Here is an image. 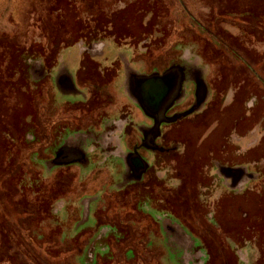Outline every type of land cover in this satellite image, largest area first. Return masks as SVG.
<instances>
[{"label": "rangeland", "instance_id": "1", "mask_svg": "<svg viewBox=\"0 0 264 264\" xmlns=\"http://www.w3.org/2000/svg\"><path fill=\"white\" fill-rule=\"evenodd\" d=\"M171 30L173 34L170 35ZM94 38L97 39L95 42L102 41L103 44L101 63L111 64L118 58L130 62L136 56L134 49L139 52L136 57L143 53L142 60L140 57L135 59L136 62L141 61L139 74L140 71H150L151 65L148 64L156 62L159 66L165 63L168 57L173 56L172 51H175L174 55H180L184 47H193V52L205 51V63L218 72L217 77L208 78V82L213 78L210 83L218 90L213 103L218 107L210 112V121H217L210 122L212 125H209L214 126L211 130L214 132L219 125L214 135L219 138V131L226 133L223 136L227 135L224 138L231 145L237 144L235 140L242 133L257 131L253 129L259 112L264 108V86L250 69L242 65L244 60L264 79V0H0V264H125L127 258L131 261L139 259L140 264H145V259L151 257L148 252L123 251L126 242L123 233L129 230V221L134 224V232H144L139 237L142 243L146 242L145 238L152 243H160L161 238L156 234H148L151 229L146 220L151 215L155 217L157 212H172L173 207L164 200V194L182 204L173 211L180 215L193 214L192 198L197 199V208H202L203 187L198 185L192 197L189 191L192 182H201V176L195 180L196 176L181 169L183 160H180L179 173H176L177 157L171 152L157 151L155 154L158 156L165 155L161 158L149 155L155 172H150L145 181L130 183L124 189L116 188L115 184L119 180L121 166L118 163L115 166L101 164L102 155L98 151L92 152L93 168L87 176H79L78 171L69 166H56L48 172L41 162L33 170L17 164L21 156L18 146H22V139L10 129V125L14 129L20 125L29 98L24 93L30 85L35 86L26 74L27 67L21 74L19 72L20 65L25 63L23 58L29 55L27 60L34 68L37 65L34 60H42L44 67H50L62 49L58 60L70 69L77 68L78 49L88 46L86 43ZM110 38L117 39L116 44L109 41ZM211 42H215V51ZM71 44L73 46L64 49ZM94 66L92 60L84 57L81 72L96 75ZM180 72L179 67L174 71L178 76L177 82L170 97L166 98L167 102L162 92L153 94L147 85L144 93L137 89L136 94L146 114L158 110L163 112L174 106V96L180 88ZM41 73L43 71L39 67L34 69L35 77ZM113 75L106 73L97 79L94 103L91 101L88 105L70 108L61 105L57 112L58 130L69 125L67 118L72 121L69 129L83 128L88 132L90 122L87 117L95 124L99 114L122 119L127 115L135 116L136 106L125 98L118 85L114 90L118 96L116 100L110 93ZM33 87L30 92H33ZM228 90L234 93L233 102H224L225 106L222 97ZM12 99L18 108L15 122L10 119L8 126H4L2 108L11 107ZM248 101L251 108L246 106ZM4 102L7 106L3 105ZM243 102L246 103L244 106ZM187 105L182 104L181 109ZM99 106L104 108L102 113L96 110ZM232 117H236L234 125ZM205 128L202 132L197 130L196 139L203 141L206 138L207 145L210 129ZM177 129H174L173 137L177 135ZM230 131L233 132L231 136ZM8 136L14 142H10ZM236 148L231 145L226 153H235ZM203 150L206 147H202L197 155L202 156ZM253 154L247 152L233 162L244 163ZM39 158L42 159V155ZM72 158H65L63 162L67 163ZM249 166L261 170L258 185L241 194L215 187L216 191H207L203 197L211 223V236L217 245L223 247L214 256L209 252V239H199V246L207 254L206 258L203 257L205 264H264V165L258 167L259 163L255 166L250 162ZM104 172H108L110 177L107 178ZM104 177L107 178L105 184ZM207 178L212 185L214 178ZM163 190L166 191L164 194ZM93 196L96 199L91 207L84 205L82 208L81 198ZM207 216L204 217L206 223ZM187 226L195 231L193 225ZM94 233L99 237L93 250L97 259L90 260L87 246ZM102 233L106 237L100 238ZM166 255L172 258L168 253Z\"/></svg>", "mask_w": 264, "mask_h": 264}, {"label": "flooded vegetation", "instance_id": "2", "mask_svg": "<svg viewBox=\"0 0 264 264\" xmlns=\"http://www.w3.org/2000/svg\"><path fill=\"white\" fill-rule=\"evenodd\" d=\"M171 34H173L172 30L170 35ZM193 34L197 36L196 32ZM94 40L97 39H92V41L87 44L88 46L84 45V48L81 49L80 47L78 49L77 68L75 67L70 69L65 63L58 60V56H60L62 49L58 56L54 58V63L50 67H44L42 60H34L35 63H37V65H35L36 67L34 68V65H30V62L27 59H24L25 67H27L28 72L26 74L35 86L33 87L30 85L29 90L24 93V95L26 97L28 96L29 98L26 104L27 107L24 109L25 114H23L20 120V125L16 129H14L13 125H10V129L14 131V133L17 134L20 139H22V143H20L22 146H18L21 156L17 161V164H24V167L33 170L34 166L41 162L48 172L53 170L56 166H69L73 167V169H76L79 173V176H87L90 171V166H93L92 152L98 151L101 152L102 155L103 161L101 164L109 163L110 165L115 166V164L118 163V165L121 166L122 169L119 174V180L115 182V184L116 188L122 187V189H124L130 183L137 184L139 181H142V179L145 181L147 177H149L148 175L150 172H155L152 164L149 162V155L154 156V158H161L165 156H158L155 154L157 151L165 153L171 152V155H176V173H179L180 166L178 165L180 164V160H183L184 162L181 169L187 170V167L191 168L192 165L196 166L198 164L199 166H202L207 162L212 163L214 166L215 163L222 159H220V156L222 155L221 148L223 147H225L224 156H226V149L231 146L226 142L227 139L225 138L227 135L226 137L223 136L226 133L222 134L221 131H219L221 140L218 144L209 142V144L207 143L206 145L204 142L202 144L195 142L197 130L200 129L199 131H201L205 127L209 128V124L211 122L210 112L215 111L218 107V105L216 107L213 105L216 95H218L217 88L213 83H210L213 78H211L210 82H208V78L212 76H214V78L217 77L216 74L218 75V72L213 71L211 65L205 63L204 56H207L205 51L201 52V54L198 50L193 52V47L192 49L189 47H184L182 48V52L180 51V55H174L175 51H172L173 49H171L170 52H173V56L168 57L165 63H161L159 66H156L158 64L156 62L148 64V66L151 65L149 66L150 71H140L141 73L139 74V70H141L139 68L141 66L139 62L141 61L136 62L135 59L140 57L139 60H142L144 58L143 53L136 57L139 52L137 53L136 49H134V54H136V56L132 57L130 62H126V60L118 58L117 61L111 64H105L103 62L101 63L99 58H101L104 54L102 51L103 44L102 41L95 42ZM116 40L117 39L110 38L109 41H112L116 44ZM142 43L143 42H141V44ZM76 45L77 44H74V46ZM210 45H212L215 51V42H211ZM67 48L68 46L64 49ZM213 54H215V52H213ZM174 56H176V58ZM84 57L94 62L95 66L93 68L96 71V75H91L92 72L91 74L81 72V61ZM209 57L212 56L210 55ZM214 57H216V55H214ZM242 66H246L245 68L250 69L251 72H253L259 78L258 80L264 86V79L257 72L251 69V65H248L243 60ZM38 67L43 71V73H41V75L38 77H35L33 74L34 69ZM178 67L181 69V77H179L180 88L176 96H174L176 97L175 103H173L174 106L172 105L171 107L164 109L163 112H159L160 110H158L156 112L151 111L149 114H146L139 102L140 98H138L136 94L137 89L139 92L144 93L146 92L145 89L147 85L153 94H156L157 91L162 92V96L166 101V98L168 99L170 97V93H172V87H174L177 82L176 77L178 76H176L174 71ZM106 73L115 74L113 75V82H111L112 85L110 93L114 95L116 100L118 96L115 94L114 90L116 85H118L120 90L124 92L125 98L136 106V111H134L135 116L127 115L122 119L120 117L99 114L97 118L98 123L95 124L92 123L90 120L91 118L87 117L88 122H90L88 124V132H84L83 128L74 130L69 129L70 123L72 121L67 118L66 120L68 121L69 125H65L64 128L62 127L58 130L57 112L60 106L63 105L70 108L71 106L84 104L88 105L91 101L94 103L95 98L93 97V92L99 83V81L97 82V79L99 77L103 78ZM146 77L147 79H145ZM45 80L46 82H44ZM32 87L34 93L30 92ZM231 95L234 96L232 90H228L227 93L223 95L222 100L224 105L225 103L228 104L227 101L230 99ZM233 96L231 97V101L229 103L233 102ZM44 97L46 104L44 103ZM11 101V107L6 108L3 106L4 108H2L5 120L4 126L9 124L10 119L12 122L13 120L15 122L14 117L17 113L16 109L18 108L16 107L15 100L12 99ZM249 101L247 102L246 106L251 108ZM182 104L188 105L186 108L181 109ZM245 104L243 102V106ZM3 105H6V103L4 102ZM246 106L245 108H247ZM13 110H15L14 113H12ZM96 110L102 113L104 108L99 106V108ZM92 115L96 116V113H92ZM188 115H191L192 117L187 118ZM235 119L236 117H232V125H234L233 123L235 122ZM241 121L242 118H240L239 125H241ZM239 125L237 126L236 124V127H239ZM176 128H178L176 132L177 135L173 137L172 133H174V129ZM232 131L236 130L232 128ZM232 131H230V136L233 133ZM255 135L256 133L254 132L248 134L242 133L240 137L237 136V138L243 141V143H247V141L255 139ZM238 139L235 141L240 144L241 141ZM245 139L247 140L246 142ZM8 140L10 142H14L10 136H8ZM223 140L224 144H222ZM208 141L210 140L208 139L207 142ZM159 142L161 143V147H158V144H160ZM183 143L185 144V147H183ZM219 144L222 146L220 147ZM196 145H201L200 147H204V149L206 147V150H203L201 157L200 155H197V153L200 151H195L194 153L197 158L194 161L191 160L189 165L190 160L186 157L183 158L180 156L182 147L185 150H188L189 147L192 149ZM259 151H261L259 148H250L245 153H254L253 157L251 158H255ZM210 152H212V156H215L217 159L213 160V158H211L210 160H207ZM188 153L191 155L192 151L189 150ZM41 155L42 159L39 158ZM70 157H73L71 161L67 163L63 162L65 161V158L67 159ZM235 159L241 158L238 157ZM227 160L228 159L224 157L223 161L226 162ZM233 160H231L230 163L233 165L239 164L234 163ZM256 163L257 162L255 160L254 165ZM24 167L22 169H24ZM104 175L107 178L110 177L108 172H104ZM255 175L257 176V173ZM255 175L252 174L251 176ZM194 176H196L195 180H197L198 176ZM106 177L105 180H103V184L107 182ZM207 177L214 178V183H212V185H209V178ZM222 179L223 182L220 181L216 176H208L206 174L201 175V182L196 184L203 187V190L200 189L202 190V200L200 203L202 208H197V199L195 200L196 202L194 204L192 200L195 198H192L190 206L193 207V214L189 216L186 214L180 215V213L173 212L182 204H180L178 201H172L170 197L164 194L166 191L163 190L165 197L164 200L173 207L172 212H157L155 217H152L151 215L150 219L146 220L147 224L145 223L146 225H149L151 229L148 234L152 232L154 235L155 229L157 230V233H159L158 237L161 238L160 243H152L147 238H145L146 242L142 243L139 237L144 233L143 231H141L142 233L134 232L133 228L128 231H124L123 234L126 240L129 239L130 236L134 238V245L136 247L141 246L143 248V251L141 252H145V249L150 250L148 253L151 257H149L150 259H145V262L147 261L146 264H205L203 257L206 258V254L204 253V248L199 246V239L202 237L204 239H210L212 237V232L211 223L208 220V216L202 202L205 201L203 197L207 191H216L215 187H220L221 191H223L222 187L227 188L229 184L236 188V186H239L241 183L245 182L241 176L234 175L232 177V181L229 182V184L227 183L225 187L224 183L226 179L223 177ZM192 184H195V182H192L191 185ZM189 191L191 192L192 197L193 191L190 189ZM227 192L241 194L244 192V190L240 192L238 190L234 191V189H229ZM99 193L100 195L102 194V188L99 189ZM90 198L94 200L96 199V196L81 198L80 202L82 204V208H84V205H87L86 203ZM206 216L208 223H206L204 219ZM173 217L179 222H176ZM187 225H193L195 227V231L191 230V227ZM226 228L228 229V225H226ZM98 229H100L99 226ZM133 232L134 234H130ZM95 233L90 239L89 245L87 246L90 260L97 259L93 250L96 249V241L99 237L98 235L96 236L97 233ZM103 237H106V234L102 233L100 238ZM212 240L215 241V238L212 237ZM208 246L209 252H212V254L215 256V251L217 249H213L211 247V241H209ZM106 247L107 246H105L103 249H106ZM165 249L168 250V252L163 253V250ZM172 250H174V252ZM129 251L134 250L130 249L128 252ZM167 253L171 255L172 258H169L166 255ZM129 260L131 259H125V264H128ZM138 260L139 259H136L134 260L136 263H132L140 264Z\"/></svg>", "mask_w": 264, "mask_h": 264}, {"label": "crops", "instance_id": "3", "mask_svg": "<svg viewBox=\"0 0 264 264\" xmlns=\"http://www.w3.org/2000/svg\"><path fill=\"white\" fill-rule=\"evenodd\" d=\"M76 46H78V45H76ZM77 48V47H76ZM233 95H231V97H232ZM230 97V98H231ZM231 100H228L227 102L229 103ZM264 114V111L262 110V112H259V117H258V120H257V124L254 126V129L253 130H257L256 132H254V133H256V135H255V139H252V140H249V141H247L246 139H245V142L247 141V143H243V141H241L240 139H238V140H240L241 142H240V144L239 143H235L234 141H232V142H234V143H232L231 145H232V148L233 147H237L236 148V152L234 153H232V154H226V156H224V148L225 147H223V148H221V150H222V155L220 156V159L221 160H219V161H222V162H219L218 160V162L217 163H215V165L213 166V164L212 163H210V162H207V163H204V165H202V166H199V164L198 165H192L191 166V168H188L187 167V171H189V173L191 174V175H199V176H201V175H204V174H206V175H208V176H216V177H218L219 178V180L220 181H222L223 182V179H222V177L223 178H225L226 180H225V187H226V185H227V183L229 184V182H231L232 181V177L234 176V175H238V176H241L244 180H245V182L244 183H241V185H239V186H236V188H234V186H231L230 184H229V186L227 187V188H224V187H222L223 188V191H225V190H231V189H234V191H240V192H242L243 190L245 191V190H247L249 187H251V186H255V185H258L260 182H258V180H259V178H260V171H258V169L257 168H255V169H252V167L250 168V166H249V163L251 162L252 164H254V161L256 160V162L257 163H259V166L258 167H261L262 165H264V125H263V121H264V117H260V115H263ZM213 122H216L217 123V121L216 120H213V121H211V123L213 124ZM210 123V125H212ZM209 125V126H210ZM218 126V127H217ZM211 127L212 126H210V136H209V142H211V143H213V144H218L219 143V141L221 140L220 139V137L218 138V137H216V135H214V133L219 129V125L217 124L216 125V127H217V129L213 132V130H211ZM212 128H214V126L212 127ZM206 130L208 129V128H205ZM205 129H204V131H205ZM202 132V131H201ZM216 134V133H215ZM197 137V136H196ZM202 139V138H201ZM200 139H196V143H198V144H202L203 142L205 143V141H206V138L203 140V141H199ZM243 140V139H242ZM222 144H224V140H223V142H222ZM225 145H226V143H225ZM233 145H235V146H233ZM201 145H196L195 147H193L192 149L189 147L188 148V150H185V149H183L182 148V150H181V157H186V158H188L189 160H192V161H194L196 158H197V156H195V151H200L201 150V147H200ZM250 148H255V149H257V148H261V151H259L258 152V155L253 159V160H251V159H249V160H247L246 162H244V163H239V164H237V165H233L232 163H230L231 162V160H233V159H235V158H238V157H240L241 158V155L242 154H244L248 149H250ZM192 151V153H191V155H189V153H188V151ZM214 152H216V151H214ZM218 152V151H217ZM201 157V156H200ZM200 157H199V159H200ZM224 157L226 158V159H228L226 162H224L223 161V159H224ZM211 158H215V159H217L215 156H210L209 155V157H208V159L207 160H210ZM229 161V162H228ZM263 163V164H262ZM193 164H195V163H193ZM211 165H212V167H211ZM255 166H256V164H255ZM263 167V166H262ZM91 168H93V166H90V169ZM194 169V170H193ZM257 173V176L255 175V174ZM255 175V176H251V175ZM105 178V177H104ZM103 178V180H105ZM258 178V179H257ZM93 181V180H92ZM231 187V188H230ZM197 188H198V185L197 184H192V186H191V188H190V190H192L193 192L194 191H196L197 190ZM199 190V189H198ZM196 199H194V200H192L193 202H194V204H195V201ZM93 201H95V200H93L92 198H90L89 200H88V202L86 203L87 204V206H88V208H90L91 207V203L93 202ZM131 219V218H130ZM128 226H129V230L131 229V228H133V226H134V224L132 223V221H129V223H128ZM130 232H132V231H130ZM130 234H134V232L133 233H130ZM155 236H159L158 234L159 233H157V230L155 229ZM135 236V235H134ZM135 240H134V238H132L131 236H130V238L129 239H127L126 240V242L123 244V251H127V250H134L135 252H138V253H140L141 251H143L142 249V247L141 246H139V247H136L135 245H134V242ZM209 241H211V247L213 248V249H217L215 252H216V254H218V251H220V250H222L223 249V247H221L220 245H217L216 244V241H214V240H212L211 238L209 239ZM221 248V249H220ZM146 251L145 252H148V251H150V250H147V249H145ZM215 254V255H216ZM207 255V254H206ZM131 260H129V262H130ZM132 262H134V260L133 261H131L130 262V264H133ZM147 262V261H146ZM134 263H136V262H134ZM129 264V263H128ZM146 264V263H145Z\"/></svg>", "mask_w": 264, "mask_h": 264}, {"label": "trees", "instance_id": "4", "mask_svg": "<svg viewBox=\"0 0 264 264\" xmlns=\"http://www.w3.org/2000/svg\"><path fill=\"white\" fill-rule=\"evenodd\" d=\"M102 32H103V31H102ZM104 34H105V33H104ZM88 39H89V38H88ZM82 40H83V39H82ZM73 44H74V43H73ZM73 44H71V45H67V46L70 47V46H73ZM86 44H89V43H86ZM67 46H65V47H67ZM65 47H64V48H65ZM28 56H29V55H28ZM28 56H25V57L23 58V60H24V59H27ZM23 60H22V61H23ZM24 68H25V63H24L23 65H20V67H19V72H20V74L22 73V70H23Z\"/></svg>", "mask_w": 264, "mask_h": 264}]
</instances>
